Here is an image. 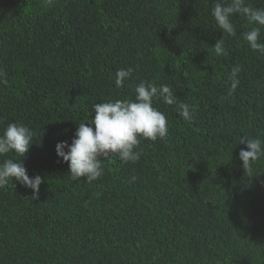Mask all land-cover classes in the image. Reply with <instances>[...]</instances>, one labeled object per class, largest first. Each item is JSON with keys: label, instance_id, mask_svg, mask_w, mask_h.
<instances>
[{"label": "trees", "instance_id": "obj_1", "mask_svg": "<svg viewBox=\"0 0 264 264\" xmlns=\"http://www.w3.org/2000/svg\"><path fill=\"white\" fill-rule=\"evenodd\" d=\"M215 2L0 0V132L33 131L24 166L43 178L36 199L15 178L0 188V264H264V156L245 174L238 143L264 140V56L243 40L245 18L232 17L235 36L216 28ZM141 81L169 85L194 118L154 100L168 136L142 139L135 163L112 155L99 179L73 181L56 144L71 143L93 103L132 100Z\"/></svg>", "mask_w": 264, "mask_h": 264}, {"label": "clouds", "instance_id": "obj_2", "mask_svg": "<svg viewBox=\"0 0 264 264\" xmlns=\"http://www.w3.org/2000/svg\"><path fill=\"white\" fill-rule=\"evenodd\" d=\"M211 15L216 28L222 30L223 35L230 36L236 35L232 17L245 18L252 27L241 33L242 38L253 52L264 56V41L261 40L264 8H253L246 0H216ZM214 51L218 56L224 53L222 39L214 45ZM240 70L239 65L231 70L233 79L227 91L229 96L239 85L236 77ZM133 71L132 67L118 69L115 73V85L118 88L123 87L124 81L132 77ZM0 84L5 86L8 84L6 73L3 71H0ZM154 100L174 106V110L185 121L194 118L195 109L179 100L167 84L157 86L152 82L141 81L134 88L132 100L109 99L106 102L93 103L89 113L94 111L95 115L89 114L88 119L77 123L78 127L71 143L60 141L56 144L58 158L68 163L70 178L76 181L85 177L86 182L95 181L103 175V160L116 155L124 163H135L142 155V151H136L142 139L156 141L168 136L167 118L153 106ZM33 140V131L27 125L18 122L9 123L0 132V157L14 153L15 156L22 158V160L6 158L0 162V188L5 187L10 181L14 183L15 178L20 185L32 189L33 197L36 199L43 178L40 175L30 177L23 161ZM238 143L246 145V149L242 148L239 151V159L242 161L245 174H251L253 163L264 156V140L243 135ZM136 179L133 176L130 182Z\"/></svg>", "mask_w": 264, "mask_h": 264}]
</instances>
